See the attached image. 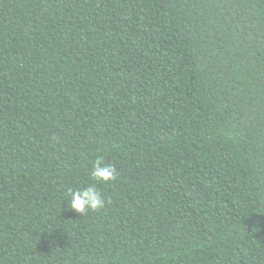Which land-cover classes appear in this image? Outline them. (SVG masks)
<instances>
[{
    "label": "trees",
    "instance_id": "16d2710c",
    "mask_svg": "<svg viewBox=\"0 0 264 264\" xmlns=\"http://www.w3.org/2000/svg\"><path fill=\"white\" fill-rule=\"evenodd\" d=\"M0 264H264V0H0Z\"/></svg>",
    "mask_w": 264,
    "mask_h": 264
},
{
    "label": "clouds",
    "instance_id": "9594fccd",
    "mask_svg": "<svg viewBox=\"0 0 264 264\" xmlns=\"http://www.w3.org/2000/svg\"><path fill=\"white\" fill-rule=\"evenodd\" d=\"M91 178L96 182H109L116 179L115 165L105 164L101 157L96 158L91 170ZM70 199L68 200L67 208L79 214H84L88 210H98L105 207V199L100 194L99 190L88 185L75 191L69 189Z\"/></svg>",
    "mask_w": 264,
    "mask_h": 264
}]
</instances>
